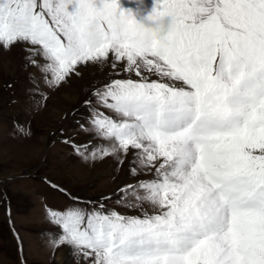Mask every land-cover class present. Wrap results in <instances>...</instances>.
I'll return each mask as SVG.
<instances>
[{"label":"snow or ice","instance_id":"snow-or-ice-1","mask_svg":"<svg viewBox=\"0 0 264 264\" xmlns=\"http://www.w3.org/2000/svg\"><path fill=\"white\" fill-rule=\"evenodd\" d=\"M152 13L174 18L165 40L120 0H0V48L22 47L53 86L111 63L100 108L83 102L91 138L150 177L118 189L136 216L71 197L50 213L53 243L79 264H264V0H156Z\"/></svg>","mask_w":264,"mask_h":264},{"label":"rangeland","instance_id":"rangeland-1","mask_svg":"<svg viewBox=\"0 0 264 264\" xmlns=\"http://www.w3.org/2000/svg\"><path fill=\"white\" fill-rule=\"evenodd\" d=\"M155 4L156 0H120L121 8L138 21ZM0 59V181L10 180L0 186L4 191H0V264H62L59 253L67 247L54 245L59 229L48 217L45 203L56 197L54 203L64 209L72 204L59 194L66 192L83 202L96 201L107 210L136 216L139 209L127 206L137 203L135 195L118 189L150 177L131 175L127 162L119 165L115 155H101L107 145L91 138L83 102L93 100V107L100 108L93 91L119 78L110 62H97L93 71L87 68L91 62L81 66L80 75L57 87L43 78V67L32 65L20 46L0 48ZM122 68L120 64L118 70ZM89 144L83 154L75 150L76 145ZM125 196V201L117 202ZM143 206L151 211L146 202ZM68 257L64 264H79L72 252Z\"/></svg>","mask_w":264,"mask_h":264},{"label":"clouds","instance_id":"clouds-1","mask_svg":"<svg viewBox=\"0 0 264 264\" xmlns=\"http://www.w3.org/2000/svg\"><path fill=\"white\" fill-rule=\"evenodd\" d=\"M140 23L145 29L155 32L159 39L165 40L172 31L175 21L171 16L154 17L151 12Z\"/></svg>","mask_w":264,"mask_h":264},{"label":"bare ground","instance_id":"bare-ground-1","mask_svg":"<svg viewBox=\"0 0 264 264\" xmlns=\"http://www.w3.org/2000/svg\"><path fill=\"white\" fill-rule=\"evenodd\" d=\"M1 60V59H0ZM96 66L98 67V63H92L91 65H87V68H88V70L89 71H93V68L95 69L96 68ZM112 70V69H111ZM112 73V72H111ZM66 96V95H65ZM73 97V96H72ZM68 98V97H67ZM69 99V98H68ZM77 99H75L74 101H76ZM54 113H56V112H54ZM58 115V114H57ZM56 115V116H57ZM67 250L65 251V253H63V252H61V253H59V262H62V264H64L65 262H66V256L68 257V256H70L71 255V250L69 249V248H66ZM68 259H69V257H68Z\"/></svg>","mask_w":264,"mask_h":264}]
</instances>
